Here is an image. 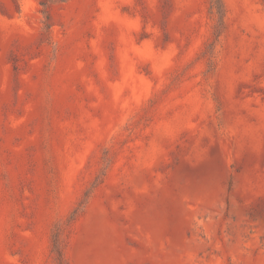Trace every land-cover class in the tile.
<instances>
[{"label":"rangeland","instance_id":"374dc122","mask_svg":"<svg viewBox=\"0 0 264 264\" xmlns=\"http://www.w3.org/2000/svg\"><path fill=\"white\" fill-rule=\"evenodd\" d=\"M0 264H264V0H0Z\"/></svg>","mask_w":264,"mask_h":264}]
</instances>
